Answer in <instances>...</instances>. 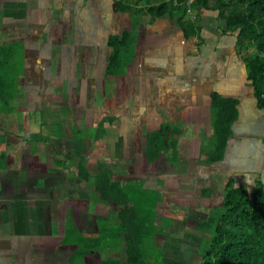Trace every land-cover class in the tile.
Instances as JSON below:
<instances>
[{
	"label": "crops",
	"instance_id": "0c3cea01",
	"mask_svg": "<svg viewBox=\"0 0 264 264\" xmlns=\"http://www.w3.org/2000/svg\"><path fill=\"white\" fill-rule=\"evenodd\" d=\"M88 1L0 0V47L9 48L21 62L20 74L5 76L14 79L9 86L10 103L0 101V111L9 109L7 114L0 113V264H101V260L124 264V244H115L114 231L98 234L99 225L109 222L111 226L115 221V212L114 206L99 201L97 163L120 153L133 160L131 167L121 171L125 189L136 188L145 176L153 183L157 169L145 171L143 144L147 135L161 128L176 130L173 140L178 150L171 156L180 155V168L193 167L199 180H208V196L203 197L202 188L199 193L209 209L219 204L228 179L236 186L252 187L258 180L264 185V109L257 108L247 85L234 39L220 32L213 13H199V34L187 40L168 18H144L136 26V40L121 72L110 76L105 73L107 38L129 29L130 6L115 13L112 0ZM79 14H89L92 20L84 24L76 17ZM74 18L79 24L73 25ZM79 31L84 33L78 35ZM63 35L67 38L62 39ZM100 85L107 99L103 105L93 104L95 96H101ZM59 90L74 96V104L69 103L66 114H50L53 104L66 105L65 98L60 104L56 97ZM212 93L237 99L238 119L224 159L207 166L198 158L200 144L211 140ZM52 118L49 133L45 131L48 141L34 142L25 168L23 154L29 152L32 133ZM103 119L102 137L93 138ZM73 125L78 133L70 129ZM82 162L90 173L87 183L76 182ZM43 173L52 174L54 189L43 183ZM213 181H221V189L214 188ZM35 188H43L40 197L26 194ZM187 218L186 213L181 221ZM71 228L72 242H67ZM178 228L166 227L165 234H192L186 227ZM19 237L24 238L22 250ZM101 237L110 246L99 253L94 248L84 252L89 241ZM94 245L97 248V241ZM44 247H54L56 262L47 263L45 255L30 252Z\"/></svg>",
	"mask_w": 264,
	"mask_h": 264
},
{
	"label": "trees",
	"instance_id": "16d2710c",
	"mask_svg": "<svg viewBox=\"0 0 264 264\" xmlns=\"http://www.w3.org/2000/svg\"><path fill=\"white\" fill-rule=\"evenodd\" d=\"M112 3L115 13H123L126 6H130L128 13L131 16V26L107 38V75L117 76L121 72L125 57L132 50L131 45L136 40V26L141 24L144 18L151 21L168 18L183 32L184 39L187 40L198 36L199 13L208 11L216 17L220 32L234 39V51L245 68L247 85L252 89L257 108L264 109V0H193L191 3H188V0H112ZM11 58L13 59V53L9 48L0 47V101L6 104L11 101L10 81H14L5 77L12 71ZM209 102L211 140L200 144L198 162L212 166L224 159L227 146L233 137V127L238 119L239 102L235 98L217 93L210 95ZM8 110L3 109L0 113L7 114ZM104 125L105 119L97 126L93 138L102 137ZM44 130L45 127H39L32 133L31 140L37 144L48 141L43 135ZM175 131L168 127L147 135L143 144L146 167L161 159H167L170 167L180 164V155L173 158V152L178 150V144L171 139L173 134L176 136ZM120 145L118 143V146ZM174 160L176 165L172 163ZM132 161L125 159L120 153H113L97 163L99 180L95 189L99 201L114 206L115 212V221L111 226H108L109 222L99 225L98 234H106L107 229L114 231L112 237L115 244L120 241L124 244V264H147L141 249L142 243L139 241L141 234H147V231H144L145 225L139 221L138 213L135 212V202L128 197L121 183V171L131 167ZM62 164L63 162H56L58 166ZM89 180L90 173L86 163L82 162L78 165L76 182L87 183ZM202 194L207 197L209 192L203 190ZM19 196L22 198L24 195ZM189 220L196 233L207 239L202 251H197H200L197 253L198 259L195 260L198 264H264V185L260 180L252 187H245L236 186L234 181L228 179L216 209L211 210L205 219L201 220L199 216L192 214L185 221ZM73 233L74 228H71L69 236ZM158 236L160 235H156ZM164 238L165 236L163 245L167 243ZM18 240L22 250L24 238L19 237ZM94 241H97V248ZM107 243L104 237L91 240L84 252L90 253V249L94 248V252L99 253L102 248L110 246ZM49 254L47 263L56 262L55 251L51 250ZM104 262L101 260V264H105Z\"/></svg>",
	"mask_w": 264,
	"mask_h": 264
},
{
	"label": "rangeland",
	"instance_id": "374dc122",
	"mask_svg": "<svg viewBox=\"0 0 264 264\" xmlns=\"http://www.w3.org/2000/svg\"><path fill=\"white\" fill-rule=\"evenodd\" d=\"M53 11L54 10H52L51 13ZM76 17L82 19V22L84 24L90 23V21L88 20L90 19L92 20V16L89 14L88 15L79 14ZM72 20L75 22V24L73 25L79 24V22L77 23L75 18ZM86 32L87 34H91V29H88V31ZM82 33L84 32L79 31V34L77 32L75 33V35L77 34L81 35ZM56 34L60 38L58 32ZM89 36L90 35H87V37ZM61 38L64 39L67 38V36L63 35ZM10 62H11V70H12L11 73L12 74L16 73L17 75L20 74L21 71L20 58L18 59L13 58L12 60H10ZM81 68H82L81 71H84V67L82 65ZM98 92H101V96L100 95L98 97L95 96L94 100H92V103L93 104L98 103L100 105H103V102L106 101L104 100V98L107 99V97H105L104 85L99 86ZM56 97H59L60 104L64 101L63 98H65L66 105L63 108H60L61 106H57L53 104L51 106L52 108L49 110L50 114L51 112L56 113L57 111L59 115L66 114L68 112L69 103L71 102L72 105L74 104V99H75L74 96H69L67 94L65 95L59 90L58 96ZM80 104L82 103L80 102ZM127 104H125L124 106L128 107ZM83 105L84 104H82V106ZM130 107L132 106L130 105ZM57 108L62 109L63 111L57 110ZM77 108H80V106H78ZM115 108H117V106H115ZM52 109H56V110H52ZM53 119L54 118L51 119L52 121L45 119V121L42 122L43 123L42 127H45V130L43 132V135L45 137L49 136L48 134L50 131L49 125H51ZM53 128L51 127V129ZM70 129H72L74 134L78 133L79 131V129L74 127V125ZM83 130L86 131L84 127L82 128V131ZM45 131H47L48 133H46ZM175 137L173 134V136H171V139ZM31 141L32 142L29 145V152L28 153L25 152V154H23L26 155L23 162V166L25 168L28 167L29 158H31V156L34 153V152L30 153V147L35 146L33 140ZM167 161H168L167 159H161L158 162L148 167H146V164L144 162L143 167L145 168V171L148 170L152 171L153 169L154 170L157 169L155 173H157L158 175L153 176L156 177V180L153 183H150L145 176V179H141V182H138V184L135 186L136 188H132V187L126 188L127 191L126 194L128 193V197L130 196V199L131 200L133 199V201L135 202L134 205L136 207L134 206V209L135 212L137 211L138 213V214L136 213L138 215V219L145 225L144 231H147V234L144 233L141 234V239L139 240L142 243L141 249H142L143 257L146 259L147 264H186V263L198 264V262H195V260L198 259L197 253H200V251H202L201 249H203V246L206 245L207 239H205V237H201L200 235H198V233H196V230L194 228L193 231L192 224L190 225V220L181 221V218H184L185 214L187 213L188 218H190L192 214H195L199 216L202 220L206 218L207 215L206 213L210 209H214V208L216 209L217 206L216 205L212 206L209 209V206H207V202L206 203L202 202L200 199L199 189L200 188H202V190H205V188L210 189V185L208 183V180L206 182V178L204 180H199L198 177L196 176L198 172H196V170H194L193 167H188L187 169L183 170L180 168L179 165V168H177L176 166L173 168L170 167L169 164H167ZM172 163L176 165L175 160L172 161ZM37 164L38 162L36 163V165ZM44 166L45 165H43V167ZM72 167H74V164L72 165ZM163 167L166 168V172L164 171ZM35 171H37V169H35ZM42 171L45 170L43 169ZM162 172L165 175L162 176L161 175ZM205 172L208 173L207 167L205 168ZM51 176L52 174L46 175L45 173H43V175H41V179H44L43 183H46L52 189H54L53 187L54 183H53V179H51ZM221 185H222L221 181H217V182L213 181L212 183V186L214 188L217 187L221 189ZM28 192L29 191H27L26 193L27 195L40 197L43 193V188L32 189L31 190L32 194H29ZM159 203L166 205V207H163ZM162 209H164L166 212L162 213ZM178 219L179 221H181L179 223L178 229L183 228L184 230L186 227L188 229V232L192 234L179 233L176 234V236L175 234H163L165 233L166 227H170V226L175 227V224L176 225L178 224ZM69 226L73 227L72 224H69ZM156 235H160V236L156 237ZM164 236H165L164 239H166L167 241L165 245H163ZM72 238L73 237L69 236V238H67L66 241L72 242ZM53 249L54 247H44L39 249L33 248L30 249V252L32 253L37 252L38 254L45 255L46 256L45 259H47L49 258L47 255H50L49 252ZM199 249L200 251L197 252ZM46 252H48V254H44Z\"/></svg>",
	"mask_w": 264,
	"mask_h": 264
},
{
	"label": "built area",
	"instance_id": "2783aa9c",
	"mask_svg": "<svg viewBox=\"0 0 264 264\" xmlns=\"http://www.w3.org/2000/svg\"><path fill=\"white\" fill-rule=\"evenodd\" d=\"M193 0H188V3H191Z\"/></svg>",
	"mask_w": 264,
	"mask_h": 264
}]
</instances>
